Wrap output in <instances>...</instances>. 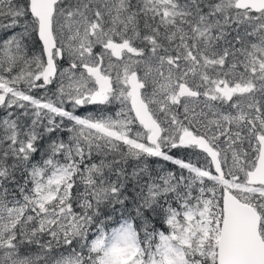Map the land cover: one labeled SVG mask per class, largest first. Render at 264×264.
Segmentation results:
<instances>
[{"label":"snow or ice","instance_id":"obj_1","mask_svg":"<svg viewBox=\"0 0 264 264\" xmlns=\"http://www.w3.org/2000/svg\"><path fill=\"white\" fill-rule=\"evenodd\" d=\"M0 109V264H264V0H0Z\"/></svg>","mask_w":264,"mask_h":264},{"label":"trees","instance_id":"obj_2","mask_svg":"<svg viewBox=\"0 0 264 264\" xmlns=\"http://www.w3.org/2000/svg\"><path fill=\"white\" fill-rule=\"evenodd\" d=\"M176 155L181 158H187V154L184 152H177ZM161 165H163L165 168L175 170V166H172L169 162H163V161L154 162L153 167L160 168ZM113 226H118V225H113Z\"/></svg>","mask_w":264,"mask_h":264},{"label":"rangeland","instance_id":"obj_3","mask_svg":"<svg viewBox=\"0 0 264 264\" xmlns=\"http://www.w3.org/2000/svg\"><path fill=\"white\" fill-rule=\"evenodd\" d=\"M89 109L92 110V106H89ZM82 114H87V113H82ZM3 116H4V111H3V109H0V118H2ZM172 166H174V165H172ZM155 169L157 171L159 170V168H156V167H155Z\"/></svg>","mask_w":264,"mask_h":264}]
</instances>
